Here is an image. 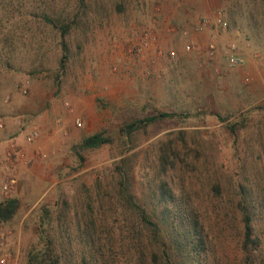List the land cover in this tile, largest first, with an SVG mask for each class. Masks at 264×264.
Instances as JSON below:
<instances>
[{
	"label": "rangeland",
	"instance_id": "374dc122",
	"mask_svg": "<svg viewBox=\"0 0 264 264\" xmlns=\"http://www.w3.org/2000/svg\"><path fill=\"white\" fill-rule=\"evenodd\" d=\"M164 181L206 211L221 264L237 182L264 239V0H0V202L17 203L0 220V264H28L48 242L60 264H83L87 241L125 242L131 212L162 205Z\"/></svg>",
	"mask_w": 264,
	"mask_h": 264
},
{
	"label": "trees",
	"instance_id": "16d2710c",
	"mask_svg": "<svg viewBox=\"0 0 264 264\" xmlns=\"http://www.w3.org/2000/svg\"><path fill=\"white\" fill-rule=\"evenodd\" d=\"M63 35L61 33V37ZM154 119L151 117L144 122ZM106 141L107 137L100 132L85 138L81 145L83 148H95ZM172 153L173 159L177 160L179 150ZM167 159L163 156L160 161L163 164ZM217 185L220 188L221 184ZM235 185L237 192L230 196L231 208L228 211L238 220V233L234 242L235 252L228 264H264V239L254 225L257 206L252 199L253 193L238 182ZM157 191L155 199L162 205L135 208L131 212L135 222H132L131 234L125 242L101 238L90 243L87 241L92 257H85L86 252H83L79 261L83 264H221V260L215 258L210 241L206 211L185 205V200L174 201L175 196L167 181L159 183ZM219 198L225 201L221 194ZM170 201L172 206L168 205ZM16 208L13 198L0 202V220L11 218ZM83 232L90 235L89 238L92 235L87 229ZM60 258V253H55L52 243L48 242L40 252L30 256L28 264H60Z\"/></svg>",
	"mask_w": 264,
	"mask_h": 264
},
{
	"label": "built area",
	"instance_id": "2783aa9c",
	"mask_svg": "<svg viewBox=\"0 0 264 264\" xmlns=\"http://www.w3.org/2000/svg\"><path fill=\"white\" fill-rule=\"evenodd\" d=\"M206 22H204L207 24L208 21L205 20ZM212 22L217 25L220 26L221 28H226L227 27V23L225 21V19L223 18V15L221 13V11H215L214 16H213V20ZM229 54L227 56V63L229 64V66H240L244 63V59L239 56V54L236 53V46L235 45H230L229 47ZM207 51L209 54H213L215 51V45L210 42L207 46ZM23 92H25V90H23ZM77 124L79 125V121L77 120ZM37 136V131L35 129L31 130L30 133L26 136L27 141H31L34 137ZM11 183H13V180H11Z\"/></svg>",
	"mask_w": 264,
	"mask_h": 264
},
{
	"label": "crops",
	"instance_id": "0c3cea01",
	"mask_svg": "<svg viewBox=\"0 0 264 264\" xmlns=\"http://www.w3.org/2000/svg\"><path fill=\"white\" fill-rule=\"evenodd\" d=\"M183 17H184V16H183ZM183 19H184V18H183ZM203 32H205V31H203ZM203 32H202V33H203ZM172 34H174V33H172ZM172 34H171V35H172ZM203 34H205V35H206L207 33H203ZM201 35H202V34H201ZM201 35H198V36H200V37H201ZM194 38H195V37H192V39H194ZM201 38H203V37H201Z\"/></svg>",
	"mask_w": 264,
	"mask_h": 264
}]
</instances>
